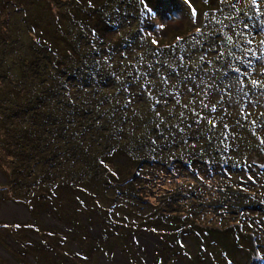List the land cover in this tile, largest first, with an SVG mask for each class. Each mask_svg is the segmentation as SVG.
Wrapping results in <instances>:
<instances>
[{
  "label": "trees",
  "instance_id": "16d2710c",
  "mask_svg": "<svg viewBox=\"0 0 264 264\" xmlns=\"http://www.w3.org/2000/svg\"><path fill=\"white\" fill-rule=\"evenodd\" d=\"M262 41L264 0H0L24 262L264 264Z\"/></svg>",
  "mask_w": 264,
  "mask_h": 264
},
{
  "label": "rangeland",
  "instance_id": "374dc122",
  "mask_svg": "<svg viewBox=\"0 0 264 264\" xmlns=\"http://www.w3.org/2000/svg\"><path fill=\"white\" fill-rule=\"evenodd\" d=\"M14 10V9H13ZM19 23V22H18ZM2 24V22H1ZM21 24V23H20ZM183 24L182 19H179L178 16L177 18H171L170 20L167 21L166 26L167 28H178V29H183ZM3 44L0 42V50H3ZM0 54L4 55L7 59V62L10 65L4 66V70L7 72L13 73L15 76L19 77L21 76V71L16 69L13 65V62L10 58V52L6 53L4 51H0ZM1 88V85H0ZM8 90L5 88L0 89V98H2L3 93L7 92ZM13 113L11 111H8L6 115L2 116H11ZM1 117V116H0ZM9 124H14L16 125L15 120L11 118L10 121L7 122L6 125L1 126L0 125V135L6 136L8 125ZM6 169H8V163L11 161L9 158H6ZM2 161V160H1ZM1 173V172H0ZM2 174V173H1ZM0 174V191L5 195L1 196L0 194V223H8V224H14L16 223L15 227L16 228H22L21 231L15 233L13 232L14 228H11V226L8 228H3L4 226L0 224V264H23L22 261L24 262L23 258L21 257L20 252L21 250V244L23 241H20V237L24 235V233H27L28 229L35 228L36 223L34 220L28 216L26 210L21 206V205H14L12 201H9V198L12 196V193L10 191V187L7 188V181L5 179V176ZM43 210L48 211L44 206ZM52 213L48 212V216L44 215V222L47 227H58V229L63 230V227L61 224L55 219V216H51ZM24 224V225H23ZM23 225V226H21ZM32 225V226H30ZM7 226V225H5ZM30 230L28 231L29 234ZM95 236H98V231H96ZM16 236L18 243H15L13 240ZM25 237H23L24 239ZM140 246L141 248H144L145 252L148 253V255L151 257V252L157 247L158 241L155 240L153 237L150 235H145L142 238L139 239ZM25 252V250L23 251ZM52 254H49L46 256L47 261H45L47 264H51V256ZM147 255V256H148ZM23 256V254H22ZM152 258V257H151ZM30 263L29 264H34L33 260L29 259ZM115 263H121L125 264L126 259L119 254L116 255L115 258ZM105 263V261L103 260ZM25 263V262H24ZM26 264V263H25ZM111 264V263H109Z\"/></svg>",
  "mask_w": 264,
  "mask_h": 264
},
{
  "label": "snow or ice",
  "instance_id": "6c2138e0",
  "mask_svg": "<svg viewBox=\"0 0 264 264\" xmlns=\"http://www.w3.org/2000/svg\"><path fill=\"white\" fill-rule=\"evenodd\" d=\"M253 3H255V0H253ZM231 39V38H229ZM247 43L251 44L252 43V40H248ZM261 43H264V41H262ZM238 71V70H237ZM253 85H256V81H252ZM213 111H215V108H213ZM262 143H264V141H262Z\"/></svg>",
  "mask_w": 264,
  "mask_h": 264
},
{
  "label": "water",
  "instance_id": "95a60500",
  "mask_svg": "<svg viewBox=\"0 0 264 264\" xmlns=\"http://www.w3.org/2000/svg\"><path fill=\"white\" fill-rule=\"evenodd\" d=\"M1 174V173H0ZM2 175V174H1ZM15 205V204H14ZM23 207V206H22ZM25 210H26V212H27V214H28V216H29V213H28V210L25 208V207H23Z\"/></svg>",
  "mask_w": 264,
  "mask_h": 264
}]
</instances>
